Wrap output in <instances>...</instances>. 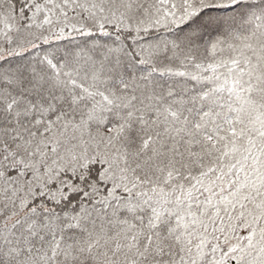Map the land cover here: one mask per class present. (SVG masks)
<instances>
[{"label":"snow or ice","instance_id":"1","mask_svg":"<svg viewBox=\"0 0 264 264\" xmlns=\"http://www.w3.org/2000/svg\"><path fill=\"white\" fill-rule=\"evenodd\" d=\"M0 264H264V0H0Z\"/></svg>","mask_w":264,"mask_h":264}]
</instances>
